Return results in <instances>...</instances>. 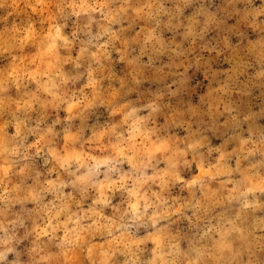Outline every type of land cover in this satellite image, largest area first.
<instances>
[{"label": "clouds", "instance_id": "obj_1", "mask_svg": "<svg viewBox=\"0 0 264 264\" xmlns=\"http://www.w3.org/2000/svg\"><path fill=\"white\" fill-rule=\"evenodd\" d=\"M0 264H264V0H0Z\"/></svg>", "mask_w": 264, "mask_h": 264}]
</instances>
